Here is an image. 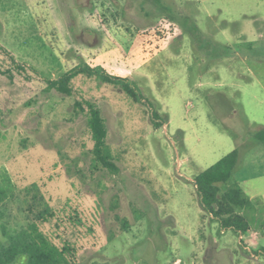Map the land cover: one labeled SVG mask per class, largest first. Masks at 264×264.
Wrapping results in <instances>:
<instances>
[{
  "label": "rangeland",
  "instance_id": "obj_1",
  "mask_svg": "<svg viewBox=\"0 0 264 264\" xmlns=\"http://www.w3.org/2000/svg\"><path fill=\"white\" fill-rule=\"evenodd\" d=\"M0 45V170L79 212L82 264H264V227L222 230L195 187L238 148L233 180L264 208V0H0ZM80 62L153 107L85 75L71 95L46 89ZM87 101L115 170L94 164Z\"/></svg>",
  "mask_w": 264,
  "mask_h": 264
},
{
  "label": "trees",
  "instance_id": "obj_2",
  "mask_svg": "<svg viewBox=\"0 0 264 264\" xmlns=\"http://www.w3.org/2000/svg\"><path fill=\"white\" fill-rule=\"evenodd\" d=\"M0 50L7 52L1 45ZM16 66L19 70L26 69L19 63ZM8 75L12 77L11 73ZM78 75L117 86L134 102H147L153 107L134 81L86 62H80L56 79L47 80L46 89L71 95V82ZM86 103L94 164L115 170L107 142V124L100 107L89 101ZM77 104L85 110L80 102ZM152 116L155 128L163 125L164 120L157 110L152 111ZM255 137L264 141V128L258 130ZM240 162V151L235 148L201 171L195 178V187L203 210L219 222L222 230L232 229L243 235L249 234L251 220L264 227V208L233 180ZM15 211L22 215V220L17 219ZM123 220V227H127V219ZM81 224L83 220L76 209L63 212L55 208L37 182L21 186L9 170H0V264H82L77 258V230ZM70 232L75 235L74 239L67 236Z\"/></svg>",
  "mask_w": 264,
  "mask_h": 264
},
{
  "label": "crops",
  "instance_id": "obj_3",
  "mask_svg": "<svg viewBox=\"0 0 264 264\" xmlns=\"http://www.w3.org/2000/svg\"><path fill=\"white\" fill-rule=\"evenodd\" d=\"M259 153V152H258ZM255 158V157H254ZM258 159V158H257ZM253 161H256V158L255 159H253ZM252 163V162H251ZM240 180H241V178H240ZM250 196V198L252 199V200H255L256 198V195H249Z\"/></svg>",
  "mask_w": 264,
  "mask_h": 264
}]
</instances>
